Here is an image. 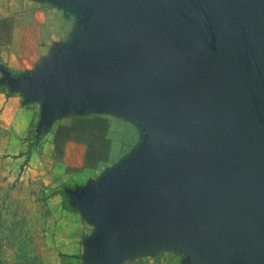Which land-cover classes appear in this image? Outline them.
<instances>
[{"label": "crops", "instance_id": "0c3cea01", "mask_svg": "<svg viewBox=\"0 0 264 264\" xmlns=\"http://www.w3.org/2000/svg\"><path fill=\"white\" fill-rule=\"evenodd\" d=\"M203 1L215 5L221 36L230 27L237 30L235 23H255V15L243 13L242 5H259L264 18V0ZM231 2L242 12L236 19L225 6ZM231 19L234 23H227ZM0 21L9 23L8 40L0 45V59L8 64H0V82L13 92L8 103L35 93L51 99L57 105L50 115L56 119L54 138L62 127L77 129L88 121L92 136L83 143L82 165L89 168L94 188L89 184L87 192L94 211L112 216L113 233L143 196L146 202L155 195L161 155L171 159L163 168L173 171L188 161V150L209 146L207 125L189 113L182 97H174L181 71L170 61L160 67L127 63L175 44L176 18L164 0H0ZM3 95L0 101L6 100ZM23 111L34 114L28 107ZM101 131L109 154L92 162L93 137ZM130 148L149 156H129ZM200 201L205 202L194 198ZM207 202L235 208L229 201Z\"/></svg>", "mask_w": 264, "mask_h": 264}, {"label": "rangeland", "instance_id": "374dc122", "mask_svg": "<svg viewBox=\"0 0 264 264\" xmlns=\"http://www.w3.org/2000/svg\"><path fill=\"white\" fill-rule=\"evenodd\" d=\"M190 3L202 17V28L215 55L238 61L241 66L233 76L236 84L246 88L247 78L256 75L258 85L264 88V32L259 28H264V18L259 5L241 6L243 13L255 15L254 24L250 20L245 24L235 23L237 30L230 27L221 36L217 33L215 5L202 0H190ZM225 6L234 10L231 15L235 19V14H242L236 3ZM247 25L250 29L255 25L256 29L249 31ZM8 28V21H0V45L8 40L5 34ZM0 64L8 66L1 59ZM0 92L6 98L0 101V259L3 261L9 264H264V229L258 220L240 209L211 204L208 200H205L207 204L204 201L196 204L194 195L182 197L177 190L174 194L171 187H164L163 193H170V201L171 194L174 195L175 204L153 208L143 196L113 233L112 216L103 218L104 213L94 211L95 206L90 205L94 203L93 196L87 192L89 184L94 188L89 168L82 165L86 153L83 143L92 136L89 128L82 124L77 129L62 127L54 138L56 119L50 115L55 112L56 103L35 93L33 98L21 96L9 104L13 92L5 82H0ZM25 107L34 114L28 116L23 111ZM94 138L97 139L92 142L96 144L91 147L92 162L98 155L109 154L104 132ZM192 154L193 150L186 152L187 157ZM128 155L143 159L149 156L138 148H130ZM167 160L171 162L170 157L160 156V178L153 181L161 187L162 182L171 183L168 173L173 172L164 169L168 167ZM139 166L146 170V165Z\"/></svg>", "mask_w": 264, "mask_h": 264}, {"label": "water", "instance_id": "95a60500", "mask_svg": "<svg viewBox=\"0 0 264 264\" xmlns=\"http://www.w3.org/2000/svg\"><path fill=\"white\" fill-rule=\"evenodd\" d=\"M164 1L176 18L175 44L127 63L160 67L170 61L181 71L174 97H182L189 113L207 125L209 146L193 149L184 165L168 173L171 183L158 184L146 202L153 208L175 204L174 195L170 201V193H163L171 187L185 198L234 203L264 229V88L256 75L247 78L246 88L236 84L233 76L241 66L215 55L190 0Z\"/></svg>", "mask_w": 264, "mask_h": 264}, {"label": "trees", "instance_id": "16d2710c", "mask_svg": "<svg viewBox=\"0 0 264 264\" xmlns=\"http://www.w3.org/2000/svg\"><path fill=\"white\" fill-rule=\"evenodd\" d=\"M98 122H99L98 127H101L102 126V127H104L103 129H105V127H106L105 122H103V121H98ZM85 127L86 128H89L90 127V124L88 123V121H87V124L85 125ZM93 128H94V126H93ZM92 134H93V132H92ZM0 264H9V263L6 262V261H3L2 259H0Z\"/></svg>", "mask_w": 264, "mask_h": 264}]
</instances>
